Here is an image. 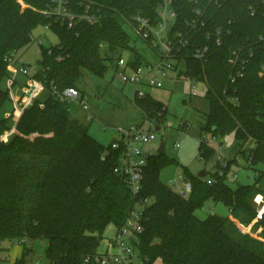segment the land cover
Here are the masks:
<instances>
[{"label":"trees","instance_id":"trees-1","mask_svg":"<svg viewBox=\"0 0 264 264\" xmlns=\"http://www.w3.org/2000/svg\"><path fill=\"white\" fill-rule=\"evenodd\" d=\"M52 1L0 0V108L11 101L9 90L1 88L8 77L5 58L14 61L39 26L48 25L58 38L56 45L42 47V59L32 76L43 82V93L19 111L16 121L11 120L12 113L0 118V253L4 241L41 239L47 241L48 264H95L85 258L99 254L108 225L117 230L123 226L134 198L122 176L114 172L120 151L91 137L86 125L70 118V103L52 91L77 88L83 69L103 76L113 61L109 52L129 47L121 16L137 11L154 16L157 0L104 1L107 7L100 11L99 23L77 22L70 27L54 15L43 14ZM192 1L174 0V31H185ZM198 1L206 6V26L190 31L180 54L185 61L182 75L206 85L208 111L201 133L215 138L232 134L241 158L255 167L264 162V6L255 0ZM204 47L203 60L195 58L194 51ZM233 48L247 62L243 76L229 84L227 58ZM140 58L135 52L136 63ZM134 104L156 126L168 114L167 106L148 94L135 97ZM9 132V139L3 138ZM247 142L250 145L244 149ZM198 151L206 159L215 152L204 140ZM231 163L236 160L222 168V176L217 170L205 171L215 179L212 184L184 170L191 192L182 197L160 180L161 172L177 161L165 153L147 157L141 196L149 201L142 212V232L133 242L144 264H264V212L256 220L252 204L253 197L264 192V173L257 171L252 185L233 189L226 182ZM208 200L223 203L230 215L196 217V210ZM233 218L240 225H251L256 238L243 233ZM8 264H28L26 252Z\"/></svg>","mask_w":264,"mask_h":264},{"label":"rangeland","instance_id":"rangeland-1","mask_svg":"<svg viewBox=\"0 0 264 264\" xmlns=\"http://www.w3.org/2000/svg\"><path fill=\"white\" fill-rule=\"evenodd\" d=\"M123 29L129 37V47L116 48L109 52L113 61L107 64L108 67L103 76L93 75L83 69L76 84L77 89L87 102L88 113L93 116V119L88 118L87 112L78 105L70 103V118L86 125L89 135L105 147H108L115 138V128H128L132 125H139L143 121L141 112L134 104L136 87L129 82L125 84L121 82L114 67L116 57L121 56L126 62H129L136 52L140 55L142 63L154 64L157 61L156 53L146 42L136 36L130 26H123ZM57 43L58 38L50 29L39 26L32 32L31 43L15 53L14 65L7 68L8 77L2 81L1 88L9 90L8 84L12 82L11 77L17 82V85L12 82L14 86L9 90L11 101H7L0 108V118H5L12 113L11 120L13 122L17 120L20 111V108L17 107L20 106L17 105L15 110L12 99L18 100L23 95V88L28 81V76H33L37 71L39 66L37 62L42 59V47L49 48ZM20 67L27 69L28 76L18 71ZM121 70L122 68L118 71ZM130 73V70H126L127 75ZM139 90L167 106L168 114L165 120L157 126L159 130L151 128V131H154L155 139L144 145L142 149L148 154H155L159 144L164 142L166 156L175 159L178 164L165 168L160 174V180L174 192L178 193L181 188L184 170L192 176H197L202 170L211 173L218 169L221 170L218 167L221 162L225 163L224 168H226L228 162L236 160V163H231L226 179L227 184L233 189L239 185H252L257 178V171L264 173V162L255 167H248V163L238 153L239 149L238 146H235L232 134L214 140L211 134L201 133L208 111L207 103L204 100L206 91L204 83L191 82L184 76H176L173 72H169L165 76H158L154 86L141 85ZM42 93L43 90H41ZM29 95L30 90L25 92L21 103L24 104ZM183 124L187 125L186 128H183ZM10 134V132L5 134L3 138L9 139ZM200 140H204L215 151L213 157L206 159L200 156L198 151ZM175 143H179L180 146L176 148ZM249 145L250 142H247L243 148L246 149ZM234 175H236L235 181H233ZM261 184L262 182L259 183V186L262 187ZM252 204L256 208L258 215L256 220H258L264 212V192L256 194ZM214 214L226 217L230 215V212L223 203H216L212 200L206 201L203 207L195 212L196 217L201 220ZM232 220L243 233H248L256 238V234L252 233L251 225H240L234 218ZM116 234L117 228L114 225L110 224L105 228L97 248L98 253L112 255L118 252ZM121 241L131 245L137 241V237L123 236ZM46 246L47 241L41 239H25L22 242L4 241L2 242L4 249L0 253V264H8L20 258L23 250L26 252L28 264H48L45 258ZM140 262L141 259L137 257L135 264H140ZM154 264H160V262L157 261Z\"/></svg>","mask_w":264,"mask_h":264},{"label":"built area","instance_id":"built-area-1","mask_svg":"<svg viewBox=\"0 0 264 264\" xmlns=\"http://www.w3.org/2000/svg\"><path fill=\"white\" fill-rule=\"evenodd\" d=\"M104 1L111 2V0H75L71 3V0H53L52 5L45 9L43 14L54 15L61 23L65 22L69 27L77 22L96 24L99 23L101 19L100 11L107 7ZM255 2L264 6V0H255ZM192 4V16L187 20L186 29L183 33L174 31L177 17L174 0H157L156 6L154 7V16L146 15L141 11H137L128 16H121L124 22L123 26H130L136 36L146 42L157 56V61L154 64L142 63L141 59L136 63L134 56L129 62H126L121 56L117 57L114 61V67L121 82L124 84L129 82L135 85L136 98L145 97L146 93L141 92L139 87L141 85L154 86L158 80V76H165L169 72H173L176 76H183L182 73L185 71V61L180 54L181 48L186 47L188 44L187 36L190 31L201 30L206 26L207 22L206 6L201 7L198 0H193ZM249 10L251 14H254L256 11L254 5L249 6ZM45 28L49 29V26L46 25ZM217 34H221L220 29H218ZM207 36H209L208 33ZM216 43L217 45L221 43L220 38H217ZM206 52L207 47L196 49L193 56L203 60ZM5 61L8 62V68L13 67L14 64L11 57H6ZM246 62V59L240 57L237 49H231L227 58V64L231 69L228 77L229 84L234 83L237 78L243 76ZM120 68H122V70L118 71ZM262 69L264 70V66H262ZM126 70L131 71L130 75L126 74ZM18 71L28 76L26 68L20 67ZM11 81L14 82L12 77ZM12 82L9 83V90L13 86ZM43 89L44 85L42 81L35 80L32 76H28V81L23 88V95L30 90L29 98L23 104L21 103L22 95L19 100L15 102V110L17 105L20 106L17 108H20L21 114L25 108L30 106L34 100L39 97ZM52 93L61 100L75 103L82 110L87 112L88 118L93 119V116L88 113L87 102L84 100V96L80 93L79 89L69 87L62 92H57L53 89ZM186 126V124H183V128H186ZM152 127L157 128L155 123L147 118H143L142 123L139 125H132L128 128H115L116 136L110 145L112 149L120 151V156L114 172L122 176L125 184L130 190L134 198L133 206L123 226L117 230L116 246L118 252L112 255L99 253L88 256L85 258L86 263L135 264V259L139 257L141 259L140 264H144V258L140 256L135 246L133 244H125L121 241V238L123 236L137 237L142 232V212L149 201L148 198L141 196L143 174L147 164V157L152 155L145 152L142 147L155 139L154 131H151ZM212 138L214 140L217 139L215 137ZM174 146L178 148L180 144L175 143ZM102 159H104V156H102ZM220 166L219 168L221 170H217L218 176L223 175L224 170L222 168H224L225 163L221 162ZM201 179L207 184H212L215 181L211 176H206ZM235 180L236 175H234L233 178V181ZM190 192V182L188 180L187 182L181 180V188L178 194L185 197Z\"/></svg>","mask_w":264,"mask_h":264},{"label":"water","instance_id":"water-1","mask_svg":"<svg viewBox=\"0 0 264 264\" xmlns=\"http://www.w3.org/2000/svg\"><path fill=\"white\" fill-rule=\"evenodd\" d=\"M39 64H40V61L37 62V65H39ZM156 130L158 131L159 128L157 127ZM157 153H158V154L165 153V144H164L163 141L159 144V147H158V149H157ZM145 155H146V154H145ZM197 176H198L199 178H205V176H206V172H205V170L200 171V172L197 174ZM182 181H183V182H187V179H186L185 177H183V178H182Z\"/></svg>","mask_w":264,"mask_h":264},{"label":"crops","instance_id":"crops-1","mask_svg":"<svg viewBox=\"0 0 264 264\" xmlns=\"http://www.w3.org/2000/svg\"><path fill=\"white\" fill-rule=\"evenodd\" d=\"M13 81H14V83H15L14 85H17V82H16L14 79H13ZM8 85H9V84H8ZM14 85H13V86H14ZM18 100H19V99H18ZM15 101H17V99H14V98H13V99H12V102H13L14 104H15ZM97 252H98V251H97Z\"/></svg>","mask_w":264,"mask_h":264}]
</instances>
